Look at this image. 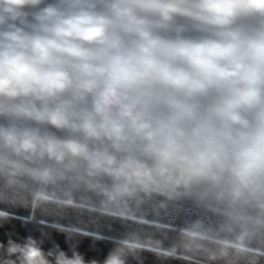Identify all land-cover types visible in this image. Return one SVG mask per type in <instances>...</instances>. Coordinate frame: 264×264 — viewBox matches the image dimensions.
Segmentation results:
<instances>
[{
    "label": "clouds",
    "instance_id": "9594fccd",
    "mask_svg": "<svg viewBox=\"0 0 264 264\" xmlns=\"http://www.w3.org/2000/svg\"><path fill=\"white\" fill-rule=\"evenodd\" d=\"M0 203L36 223L190 205L212 223L149 250L264 256V0H0ZM7 236L0 264H101ZM145 247L114 240L102 264Z\"/></svg>",
    "mask_w": 264,
    "mask_h": 264
},
{
    "label": "crops",
    "instance_id": "0c3cea01",
    "mask_svg": "<svg viewBox=\"0 0 264 264\" xmlns=\"http://www.w3.org/2000/svg\"><path fill=\"white\" fill-rule=\"evenodd\" d=\"M49 211L43 209L36 210V218L43 223H36L28 220L31 214L29 207L20 205L0 203V210H6L13 214L14 218L8 222L0 223V241L7 242L8 233L14 239L32 235L37 240H42V248L47 251L53 248V243L58 244L64 251H68L70 244H74L79 253L86 260H97L101 264L114 247V240L136 239L146 247L139 251L138 258L129 256L128 264H264V256L253 260L251 257H236L229 255L226 259L210 261L207 255L201 251L185 252L191 259L182 260L172 257L158 255L157 252L149 250L158 247L160 250H167L179 244V229L187 226L197 218L204 219L207 223H212V217L204 216L200 209L184 205L180 209L149 210L143 219L148 223L139 222L140 216L137 214L135 220H114L100 216L96 213L77 212L74 210H60L54 206H48ZM73 230H78L71 235ZM104 237L103 240H96L95 235ZM68 241V242H66ZM158 242V243H157ZM213 248L214 245H207ZM252 247H258L255 242ZM178 251H184L178 248ZM4 250H0L2 255Z\"/></svg>",
    "mask_w": 264,
    "mask_h": 264
}]
</instances>
